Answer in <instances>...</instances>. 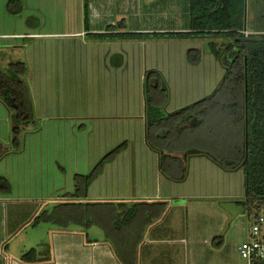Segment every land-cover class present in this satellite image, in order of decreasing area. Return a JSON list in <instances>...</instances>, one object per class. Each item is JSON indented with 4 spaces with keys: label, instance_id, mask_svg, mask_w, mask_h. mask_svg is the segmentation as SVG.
Here are the masks:
<instances>
[{
    "label": "crops",
    "instance_id": "1",
    "mask_svg": "<svg viewBox=\"0 0 264 264\" xmlns=\"http://www.w3.org/2000/svg\"><path fill=\"white\" fill-rule=\"evenodd\" d=\"M18 5L21 14L14 12ZM249 5L246 0L245 31L262 34L263 26L248 22ZM258 14L264 20V8ZM20 17L21 28L12 29ZM31 19L38 25L30 26ZM190 21L189 0H90L88 28L84 0H0V70L18 78L9 70L25 63L14 54V41L39 43L23 82L27 90L38 85L37 105L45 110L39 108L38 116L52 125L40 127L31 119L20 125L15 140L14 112L0 95V264L236 263L226 250L238 255L236 231L246 232L239 218L253 212L232 205L244 194L245 175L221 159L231 157L239 143L238 118L236 142L214 135L218 108L228 107L220 104L187 119L179 116L171 128L165 123L153 129L161 149L147 139L149 97L166 115L214 94L226 68L205 44L206 38L216 43L223 37L115 36L188 32ZM51 41L53 73L42 46ZM151 70L160 76L147 92ZM52 80L55 105H63L47 113ZM207 114L215 136L208 144ZM34 133L38 140L28 142ZM32 156L36 162L28 164ZM96 168L88 183L77 178ZM50 201L76 213L70 220L55 215L52 222L33 225Z\"/></svg>",
    "mask_w": 264,
    "mask_h": 264
},
{
    "label": "trees",
    "instance_id": "2",
    "mask_svg": "<svg viewBox=\"0 0 264 264\" xmlns=\"http://www.w3.org/2000/svg\"><path fill=\"white\" fill-rule=\"evenodd\" d=\"M245 7L246 0H189L191 31L151 34L124 32L115 34V36H221L229 41L222 46L221 50L216 48L214 41L209 43L213 52L217 57H220L226 68L225 77L213 95L166 115L160 106L152 103L153 100L149 97L147 139L154 148L161 149L162 147L155 145L153 129L165 127V123H169L171 128L179 116L187 119L197 111L202 112V110L209 109L211 104L208 102L213 101L215 104L219 99V92L225 88L228 89L221 93V101H224L221 104L224 107L228 106L232 109L231 111L236 113L235 116L238 118L242 133L231 157H223L221 161L226 168H241L243 170L247 207L250 212H254V207L258 210L264 204V29L262 34L246 35L244 33ZM20 10L21 6L18 5L14 12L17 13ZM84 15L85 25L88 28L90 0H84ZM12 68L16 69L14 74L18 78H12L0 70V95L14 112L13 132L16 140L20 125L28 123L32 119V102L23 80L19 78L24 75L25 66L23 63H18L14 64ZM155 75L160 76L154 70L148 71L146 74L147 92L150 89V82L155 81ZM163 87V90L167 92V86ZM169 137L171 138V135ZM116 151L118 149H115L114 152ZM100 164L97 167H100ZM97 170L98 168L87 176H78L77 178L82 177L88 183ZM67 207H61L64 213L61 216L67 217V213L63 209ZM130 215L131 213L128 212L121 221ZM39 220L40 217L34 218L32 224L39 223ZM34 253L35 249L30 250L24 255V259H30Z\"/></svg>",
    "mask_w": 264,
    "mask_h": 264
},
{
    "label": "rangeland",
    "instance_id": "3",
    "mask_svg": "<svg viewBox=\"0 0 264 264\" xmlns=\"http://www.w3.org/2000/svg\"><path fill=\"white\" fill-rule=\"evenodd\" d=\"M250 2H251V5H249V14L251 13V20H249L248 22L249 23L250 22L251 23H255V24L259 25V26H264V20H262V18L260 17V14H258L264 8L263 4L256 3L257 2L256 0H250ZM252 19H254V20L252 21ZM21 22H22L21 17L20 18H17V19L14 18L13 19V23L14 24L12 26V29H14V30H16V28L17 29L18 28L20 29L21 28ZM38 23H39V21L38 20H35V19L34 20L31 19L29 21V25L32 26V27L34 25H38ZM47 28L48 29H51L52 28V24L48 23L47 24ZM29 29H31V28L29 27ZM206 41H207V43L205 45H206V47L209 48V46H208L209 43L208 42L210 41V39L206 38ZM215 41H216V47L217 48L218 47H221L222 48V46L224 44H227L228 43V40L226 38H223V39H218L217 38ZM14 42L16 43L15 45L18 46V47L17 46H14V48H13L14 49V52H15L14 54L21 61H24L25 66H28V64H30L28 62H31L33 60V58H35L34 57L36 55L35 50L37 49V45H39V43L36 42V41L30 40V39H22V38L17 39ZM40 45H41V43H40ZM42 46L45 47V49L47 50V56H48L49 62H50V65H49L50 68L48 70L53 73L54 72V69H53L52 62L54 61V54H53L54 52H53V50L55 49V46H54V44H53L52 41L51 42H45V43L42 44ZM16 64H17V62H16ZM14 70L16 71V69L9 70L10 71L9 73H11V74L13 73L14 74ZM25 71L27 73V72L31 71V69L28 68V67H26ZM19 78L22 79V80H24V81L26 80V77L23 76V75L19 76ZM33 81L36 82V79H33ZM222 81H223V78H222L220 84L222 83ZM52 82H54V81L52 80L51 83H49L46 86V87H48V91L47 92H48L49 98L51 100V102H49V105L46 107V109L48 110V111L46 110L47 113H52V111L54 112L56 109L60 108V105L61 106L63 105V103H62L63 101H61V100H60L61 103L59 102V105H55V101H54L55 99L54 98L56 97V95H55L54 84ZM220 84H218L217 87H219ZM166 86H167V88H169L167 84H166ZM27 87H28L29 95L31 97L30 99H31V102H32V114H33V116H32L33 122L32 123L34 125H39L40 127L42 126V124H47V125L51 124V123H48V121L46 122V120L44 121V119L39 118V116H38V111L40 109H42L43 112L45 111L43 109L44 108L43 106L42 107H38V105H37V94H36L37 92H34V90L37 91L38 85L35 83V85L30 86V88H29L28 85H27ZM227 90L228 89L225 88L224 90H222V91L219 92V94H218L219 99H218V101L215 102L216 105H219L220 104L222 106V104H223L224 101H221V98H222L221 93L222 92H226ZM167 92L169 93V89H168ZM208 103L209 104H212V103L214 104L213 101H210ZM55 106H56V109L54 110ZM76 107L80 108L81 106L78 105ZM228 108L229 107H227L225 110H224V108L223 109L222 108H218V111H220V112H217L218 113L217 114L218 117H216V119L219 122H217V124L215 123L216 128H214V129L216 131V134H214V135L217 136V138H221V142L223 140L228 139V138H230L231 140H233V141L236 142V140L238 139L237 138L238 137L237 136V132H236V128H238V126H236V121H235L236 120V116H235L236 113H234L233 111H231L232 110L231 108H229L231 110H229ZM227 110H229V111H227ZM207 116H208L207 117L208 123H206V125H205V128H204L205 132H204L203 136H205L204 137V139H205L204 141L207 142V144H208V142L211 141L210 140V137H212V136L215 137V136L213 135L212 132H209V129H212V128H210L209 123H211V124L214 125V121H213V119L211 120V118H209L210 117V114H207ZM47 125H46V128H48ZM213 125H212V127H213ZM49 126H51L50 128L52 129V125H49ZM241 128H242V125H241ZM47 131H48V129H47ZM36 136H37V133L30 134V137L31 138L28 140V142L37 141L38 139H37ZM19 137H20V135H19ZM44 137H45V140L47 142H52V138H53L52 130H50L49 133L48 132L45 133L44 134ZM218 141H220V139ZM233 141H232V143H233ZM47 157L48 158H52V152H51L50 155H47ZM34 159L35 158L33 156L32 157H28V160H29L28 161V164H32L33 162H36V159L35 160ZM20 164L17 165L19 167H16L15 170L16 169L17 170L18 169H21V167H20L21 165ZM15 173H16V171H15ZM240 176H239V180H238L239 186H241V177ZM232 202H233L232 205L234 204V206L237 208L236 210H239L240 212H242L244 214V211L247 209L246 208L247 207V193H246V189H245L243 195L237 196V198H235V200H233ZM54 207H55V205H54V203H52V201H50L49 203L44 204L43 209H42V211H43L42 213L43 214H41L39 216L40 217V220L42 219L43 221H46V222H52V218L55 215H56V217H59V218L62 217V219H63L65 216H61V215L64 214L62 212V210H61L62 208L60 206L58 208H54ZM45 209L48 210L49 212L48 213L44 212ZM63 209L67 213V217H65V220H70V217H71L70 215L73 214V213H76V210L73 207H67V208H63ZM254 209H256V208L254 207ZM251 221H252V219L249 218L248 215H246V216L243 215V218H241V219L239 218L238 223H240V224L243 223L242 226L246 229V232L245 231H242V229H237L236 235H235V238H234V242L236 243V245H238V247L240 246V244L242 242H244L247 239V229H249V227L251 225ZM237 250L239 252V248ZM226 252H230V256L228 257V259L232 260V263L234 262L233 259L235 257L237 258L236 263H233V264H243V261L240 258L239 253L236 256V253H237L236 251H229L227 249Z\"/></svg>",
    "mask_w": 264,
    "mask_h": 264
},
{
    "label": "built area",
    "instance_id": "4",
    "mask_svg": "<svg viewBox=\"0 0 264 264\" xmlns=\"http://www.w3.org/2000/svg\"><path fill=\"white\" fill-rule=\"evenodd\" d=\"M247 35V32L244 31ZM251 214L247 239L240 244L239 254L243 264H264V204Z\"/></svg>",
    "mask_w": 264,
    "mask_h": 264
}]
</instances>
